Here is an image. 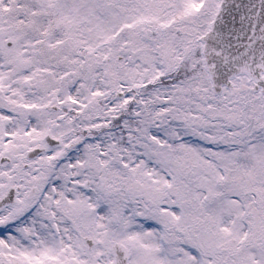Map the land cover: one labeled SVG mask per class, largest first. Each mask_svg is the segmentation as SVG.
I'll return each instance as SVG.
<instances>
[{
    "label": "snow or ice",
    "instance_id": "6c2138e0",
    "mask_svg": "<svg viewBox=\"0 0 264 264\" xmlns=\"http://www.w3.org/2000/svg\"><path fill=\"white\" fill-rule=\"evenodd\" d=\"M0 264H264V0H0Z\"/></svg>",
    "mask_w": 264,
    "mask_h": 264
}]
</instances>
